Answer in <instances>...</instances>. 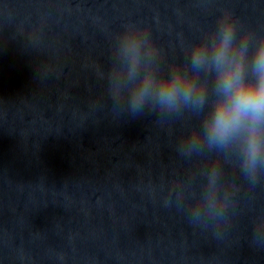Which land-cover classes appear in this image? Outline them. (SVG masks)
Here are the masks:
<instances>
[{
  "label": "water",
  "instance_id": "obj_1",
  "mask_svg": "<svg viewBox=\"0 0 264 264\" xmlns=\"http://www.w3.org/2000/svg\"><path fill=\"white\" fill-rule=\"evenodd\" d=\"M228 8L264 28V0H0V264H264V183L240 185L217 238L166 207L192 165L179 124L114 119L108 34L150 28L170 57Z\"/></svg>",
  "mask_w": 264,
  "mask_h": 264
},
{
  "label": "clouds",
  "instance_id": "obj_2",
  "mask_svg": "<svg viewBox=\"0 0 264 264\" xmlns=\"http://www.w3.org/2000/svg\"><path fill=\"white\" fill-rule=\"evenodd\" d=\"M107 39L100 76L113 118L151 114L182 127L173 150L192 167L170 184L164 204L221 237L240 191L229 170L252 188L264 183V28L224 7L182 39L178 57L139 22H122ZM261 232L256 225L255 242Z\"/></svg>",
  "mask_w": 264,
  "mask_h": 264
}]
</instances>
